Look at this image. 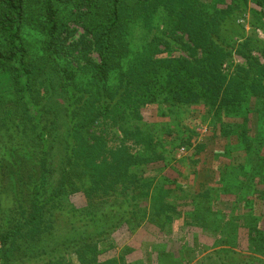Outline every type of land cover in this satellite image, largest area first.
<instances>
[{"label": "trees", "instance_id": "trees-1", "mask_svg": "<svg viewBox=\"0 0 264 264\" xmlns=\"http://www.w3.org/2000/svg\"><path fill=\"white\" fill-rule=\"evenodd\" d=\"M257 31L264 0H0V264H264Z\"/></svg>", "mask_w": 264, "mask_h": 264}, {"label": "rangeland", "instance_id": "rangeland-1", "mask_svg": "<svg viewBox=\"0 0 264 264\" xmlns=\"http://www.w3.org/2000/svg\"><path fill=\"white\" fill-rule=\"evenodd\" d=\"M245 33H246V36L247 35H251L250 34V32H249V27H248V25L247 24H245ZM257 35H258V38L261 40V41H264V35L260 32V31H257ZM232 38H233V42H235V41H237L238 43H240V40H238L237 38H235L234 36H232ZM234 62L235 63H242L241 62V60L239 59V58H237V57H234ZM7 88H6V85H5V83L2 81V79H0V91H5ZM187 123L188 124H190L192 127H194V129L196 130V133L198 134L197 135V138H198V142H202V140H203V138H204V133H205V129L204 128H202V129H200L199 127H197L196 125H195V123L193 122V121H188L187 120ZM192 153V151L191 150H184V149H181L179 152H178V158L179 159H189L190 157V154ZM183 166H184V171H185V175L186 176H188V174H190V173H193L194 171H195V173H197L196 174V176L195 177H193L195 180L192 182L191 181V183H188L189 185H192V186H194L195 187V185H194V183H195V181L196 180H198V181H202V182H207V183H209L210 181H214V176H213V173L212 172H210L209 170H207V169H202L201 167H199L198 165H196L195 163H192L191 165L189 164V163H186V162H184L183 163ZM174 175V174H173ZM173 175H171V176H173ZM174 177V176H173ZM185 182H187V181H185ZM211 183H213V182H211ZM187 184V183H186ZM187 188H190V187H187ZM192 189H193V187H191ZM181 230V231H180ZM179 231H178V234H182V233H186V231L184 230V229H180ZM151 231V229L149 230V232L148 233H151L150 232ZM177 234V235H178ZM190 234H199V235H201L202 233H201V231L200 230H197V229H192L191 231H190ZM113 240H114V242H115V244H117V246L118 247H121V246H123V245H125V243H129L130 242V240H129V238L127 237V235L125 234V233H123V232H121V231H118L114 236H113ZM145 240H147V239H145ZM170 241H172L173 242V244H171V245H169V243H163L162 245H164V246H168V249H170L171 251L174 249V234H173V236H172V240H170ZM134 246H138V244L137 243H135V244H133ZM174 251V250H173ZM135 255H138V254H135ZM133 257H135L136 258V256H130L129 257V259H132Z\"/></svg>", "mask_w": 264, "mask_h": 264}]
</instances>
